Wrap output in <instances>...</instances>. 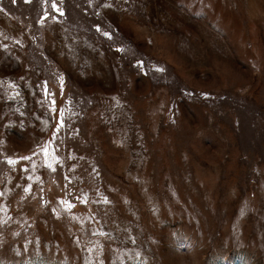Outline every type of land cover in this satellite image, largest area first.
<instances>
[{"label":"rangeland","instance_id":"obj_1","mask_svg":"<svg viewBox=\"0 0 264 264\" xmlns=\"http://www.w3.org/2000/svg\"><path fill=\"white\" fill-rule=\"evenodd\" d=\"M0 264H264V0H0Z\"/></svg>","mask_w":264,"mask_h":264}]
</instances>
